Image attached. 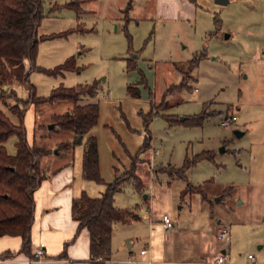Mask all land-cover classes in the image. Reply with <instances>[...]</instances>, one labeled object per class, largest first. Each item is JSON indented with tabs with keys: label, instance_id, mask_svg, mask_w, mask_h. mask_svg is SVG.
Here are the masks:
<instances>
[{
	"label": "rangeland",
	"instance_id": "374dc122",
	"mask_svg": "<svg viewBox=\"0 0 264 264\" xmlns=\"http://www.w3.org/2000/svg\"><path fill=\"white\" fill-rule=\"evenodd\" d=\"M73 1L45 0L36 64L54 69L74 57L79 71L33 70L31 87L16 86L17 94L1 108L15 124L23 123L30 144L49 150L41 164L44 177L52 168L69 167L75 198L82 192L100 197L106 184L83 177L87 136L58 150L74 136L53 117L71 111L74 103L26 105L32 87L37 96L48 97L61 85L98 81L97 96L80 104L100 108L90 134L98 140L105 183L131 167L146 138L144 117L160 114L149 126L151 148L140 155L139 183L130 179L115 196V206L132 214L114 225L112 258L103 264H148L151 259L153 264H205L223 250L228 264H264V0L226 5L195 0L193 10L183 0H86L81 14L66 6ZM202 51L193 69L190 60ZM188 70V89L166 94ZM131 87L139 98L131 96ZM16 104L24 111L22 119L11 111ZM233 115L238 119L222 126ZM17 141L12 136L5 143L12 155ZM202 152L212 153L214 160L195 162L184 177L170 174ZM164 215L172 228L162 225ZM225 227L230 237L220 242ZM142 249L148 250L146 256L140 255Z\"/></svg>",
	"mask_w": 264,
	"mask_h": 264
},
{
	"label": "trees",
	"instance_id": "16d2710c",
	"mask_svg": "<svg viewBox=\"0 0 264 264\" xmlns=\"http://www.w3.org/2000/svg\"><path fill=\"white\" fill-rule=\"evenodd\" d=\"M86 0H76L66 4L81 14V5ZM132 1L129 2L124 13L127 15L132 10ZM45 17V0H0V237L5 235L20 236L22 248L20 252L31 254V231L35 222V199L34 194L45 178L41 166L42 159L49 154L46 148L30 145L27 139L25 126L21 122L15 124L1 108V103L8 105V97L17 94L16 86L25 84L31 87L30 73L33 70L41 71L50 75L61 74L65 71H79L74 64V57L68 59L54 69H46L36 64L39 40L38 28ZM128 18L125 21L128 24ZM220 22V20H219ZM221 24V23H219ZM72 30L60 34L66 35ZM57 36L53 35L52 37ZM130 42L131 38L128 36ZM46 39V38H45ZM204 51L197 53L190 63L192 68L199 65L204 57ZM190 70V69H189ZM188 71H184L183 80L172 85L166 94L188 89ZM99 83L79 84L72 88L63 85L56 87L48 97L36 95L32 87V96L24 104L45 103L54 104L59 101H72L74 106L71 111L62 115H55L53 123L62 130L71 132V141L59 144L58 150L69 149L83 142L87 136L85 153L83 158V176L87 180L98 184H106L104 193L97 198L90 197L82 192L79 197L73 199L72 214L78 222L77 234L86 229L91 236V258L99 262L109 261L112 258V234L116 223H125L130 220V209H119L115 206V196L121 191L124 183L130 179L140 181L136 175L140 155L151 148V132L149 130L153 116H159L158 111H151L144 117L147 130L146 138L139 152L132 156L131 167L124 173L115 176L111 183H105L100 171V153L98 140L91 130L98 123L100 108L97 103L80 104L83 98H94L98 93ZM130 94L134 98L140 97L138 89L131 87ZM14 115L20 119L24 111L16 104L11 106ZM202 118V117H197ZM17 136L16 154L11 155L5 143L12 137ZM202 159L214 160L210 152H202L193 160H187L183 168L169 171L184 172L195 162ZM16 253L8 251L0 255V259L12 258ZM33 257H35L33 255ZM66 257L63 251L55 256L56 259ZM36 258V257H35Z\"/></svg>",
	"mask_w": 264,
	"mask_h": 264
},
{
	"label": "crops",
	"instance_id": "0c3cea01",
	"mask_svg": "<svg viewBox=\"0 0 264 264\" xmlns=\"http://www.w3.org/2000/svg\"><path fill=\"white\" fill-rule=\"evenodd\" d=\"M180 2L193 10L192 3L194 4L195 0ZM48 172L50 175L45 176L34 194L35 222L31 231V254L20 252L22 248L20 236H1L0 255L8 251L14 252L16 255L12 258L0 259V264H103L104 262L91 258L89 231L84 229L77 234L78 222L72 214V202L75 197L72 192L71 170L69 167L65 169L52 168ZM40 243L45 244L46 256L43 259H36L33 257V251ZM63 251L66 253V257L54 258ZM149 262L153 264L152 259L148 261V264Z\"/></svg>",
	"mask_w": 264,
	"mask_h": 264
},
{
	"label": "built area",
	"instance_id": "2783aa9c",
	"mask_svg": "<svg viewBox=\"0 0 264 264\" xmlns=\"http://www.w3.org/2000/svg\"><path fill=\"white\" fill-rule=\"evenodd\" d=\"M264 63V60H263ZM196 91H198V89H196ZM238 119V117L236 115H233L230 119H227L225 121L222 122V126L224 127H228L230 125H232L236 120ZM162 225L164 226V228L166 229H170L174 226V223L172 222L171 218L169 217V215H164L163 216V220H162ZM230 237V233H229V229L228 228H222L219 235H218V240L220 242H225L227 240H229ZM224 251V252H223ZM221 253H219L218 256L216 257H209L207 258V261L205 262V264H228L229 262V254L227 253L226 250H223ZM148 253L147 249H142L140 251V255L144 256ZM33 255L36 257V259H43L46 256V252H45V244L44 243H40L33 251ZM132 257H134V255H132ZM249 258H253L252 255H249ZM149 264H151V262H149Z\"/></svg>",
	"mask_w": 264,
	"mask_h": 264
},
{
	"label": "water",
	"instance_id": "95a60500",
	"mask_svg": "<svg viewBox=\"0 0 264 264\" xmlns=\"http://www.w3.org/2000/svg\"><path fill=\"white\" fill-rule=\"evenodd\" d=\"M215 1H216L217 4H221V5H226V4L229 3V0H215ZM182 120H184V118H183ZM236 134H237V136L240 137V136L243 135V132H241V131H236ZM127 242H128V247H130V246H131V241L128 240ZM223 252H224V251H223Z\"/></svg>",
	"mask_w": 264,
	"mask_h": 264
}]
</instances>
